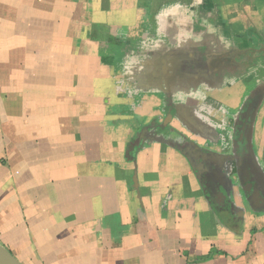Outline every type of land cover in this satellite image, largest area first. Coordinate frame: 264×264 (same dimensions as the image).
<instances>
[{
  "label": "crops",
  "instance_id": "crops-1",
  "mask_svg": "<svg viewBox=\"0 0 264 264\" xmlns=\"http://www.w3.org/2000/svg\"><path fill=\"white\" fill-rule=\"evenodd\" d=\"M0 244L264 264V0H0Z\"/></svg>",
  "mask_w": 264,
  "mask_h": 264
},
{
  "label": "flooded vegetation",
  "instance_id": "flooded-vegetation-1",
  "mask_svg": "<svg viewBox=\"0 0 264 264\" xmlns=\"http://www.w3.org/2000/svg\"><path fill=\"white\" fill-rule=\"evenodd\" d=\"M257 102H253V100H248L245 104L244 110L241 112L240 118L238 119V122L235 125V133L236 136L234 137L233 141V152L235 154V158L237 159H243L244 164L246 162L249 163L250 160V132H251V118L252 113L255 107V104ZM252 105L253 108L250 109L249 112H247L248 108ZM242 174L241 179L245 181V178ZM214 203L217 208H221V205H225L224 202H219L216 199H214Z\"/></svg>",
  "mask_w": 264,
  "mask_h": 264
},
{
  "label": "water",
  "instance_id": "water-1",
  "mask_svg": "<svg viewBox=\"0 0 264 264\" xmlns=\"http://www.w3.org/2000/svg\"><path fill=\"white\" fill-rule=\"evenodd\" d=\"M0 264H21V263L6 247L0 244Z\"/></svg>",
  "mask_w": 264,
  "mask_h": 264
}]
</instances>
